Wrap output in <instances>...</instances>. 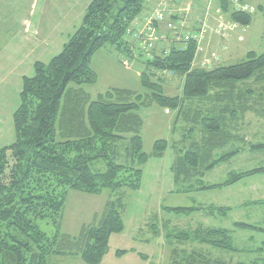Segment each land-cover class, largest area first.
Here are the masks:
<instances>
[{"label":"trees","instance_id":"obj_1","mask_svg":"<svg viewBox=\"0 0 264 264\" xmlns=\"http://www.w3.org/2000/svg\"><path fill=\"white\" fill-rule=\"evenodd\" d=\"M147 1L92 0L82 25L62 52L47 65L36 63L34 77L22 79L20 105L13 115L15 142L0 148V264H49L51 257L66 255L79 257L85 264L103 263L112 236L125 231L124 191L139 192L145 166L152 158L162 159L171 148L167 140H160L151 155L144 152L142 108L156 104L175 111L176 124L191 126V135L199 131L201 140L192 138L188 152L173 165L175 184L188 185L186 193L193 192L190 184L205 171L237 157L241 145L246 146L245 151L264 152V143H248L240 127L241 118L248 114L264 119V53L250 52L243 62L229 67H197L198 42L183 41L187 34L195 36L199 31H185L187 23L160 20L156 12L136 33L134 23ZM221 9L238 28L253 24L255 8L246 9L242 4L241 10H235L228 0H221ZM257 11L263 13L264 8ZM201 19L209 22L208 15ZM171 24L174 28H169ZM163 25L170 35L179 33L180 42L146 60L140 78L149 94L143 98L130 90L112 89L92 101L84 87L99 81L93 58L109 47L130 53L139 44L146 49L158 46L163 35L157 28ZM134 33L142 36L140 43L126 40ZM132 63L144 62L138 58ZM163 74L183 80L181 96L165 94ZM253 79L255 89L247 86ZM100 164L105 171L95 169ZM258 176H264V166L231 172L222 184L202 190L232 187ZM106 190L119 195L107 202L99 224L83 226L77 237L63 233L70 192L98 196ZM163 211L176 215L197 212L191 207H163ZM41 222L52 226L55 235L44 232ZM235 228L264 233V228L245 223H237ZM178 239L239 252L227 230L199 228ZM128 253L118 251L116 256ZM171 264L229 263L194 252Z\"/></svg>","mask_w":264,"mask_h":264},{"label":"rangeland","instance_id":"obj_2","mask_svg":"<svg viewBox=\"0 0 264 264\" xmlns=\"http://www.w3.org/2000/svg\"><path fill=\"white\" fill-rule=\"evenodd\" d=\"M34 1L0 0V148L15 142L13 115L20 105L22 79L34 77L36 63L47 65L62 52L69 38L82 25L86 8L92 0H38L37 3ZM70 1L77 2L75 13L63 16L62 12H56L57 8L69 7ZM239 1L235 9L239 6ZM241 2L246 3L249 8L251 5L264 8V0ZM157 14L158 18H163V12L158 11ZM19 19L21 34L18 36L16 35L18 25L15 21ZM184 22L189 26L187 20ZM204 23V20L196 19L195 30L199 29V24ZM187 25L185 31L189 32L192 29ZM219 27L221 29H218ZM210 30L211 27L208 31ZM214 32L217 39L224 41V45L231 43V39L234 40L229 50L220 48L218 52H210L199 66L201 68L229 67L243 62L250 52L264 53V12L257 9L250 27L235 28L229 20L219 24ZM26 33L34 38L30 40ZM217 33L225 37L222 38ZM169 35L166 34L167 38ZM169 38L174 36L170 35ZM129 39L126 38L130 42ZM13 44L21 46V54L14 49ZM156 46L153 44L150 49H146L139 44L130 53H123L112 47L101 50L92 61V68L98 74L99 81L94 86L84 87L92 101L112 89L130 90L145 98L149 92L143 89L140 76L146 60L156 54ZM170 48L171 46L168 50ZM129 54L132 56L136 54V58L130 59ZM138 58L144 63H132L138 61ZM161 77L164 79L166 95L171 97L182 95L181 78L168 74ZM247 86L251 89L258 87L254 79ZM139 115L144 121L141 133L144 152L151 155L155 143L160 140H167L171 148L162 159L152 158L145 166L143 185L139 192L124 191L125 231L112 236L109 253L102 264H171L174 260L186 258L194 252L202 253L211 260H223L229 264L264 262L262 250L264 233L235 228L237 223L264 228V205L260 204L264 203V176L247 179L232 187L202 190L204 187L222 184L231 172H245L263 167L264 152L245 151L246 146L241 145V153L237 157L211 171H205L203 177L196 178L190 184V188L194 189L192 194L186 193L188 185L181 187L175 184L173 165L188 152L192 138L196 141L201 140L199 131L197 135L189 134L191 126L184 123L176 124L175 111L163 109L156 104L150 108H142ZM240 127L241 134L246 137L248 143H264V119L248 114L245 119L241 118ZM120 153L125 156L124 149H121ZM220 154L222 153L218 156H222ZM123 161L122 158L121 162ZM95 169L105 171L106 167L100 164ZM117 196L108 190L98 196L70 192L63 220V233L77 237L83 226L99 224L107 202ZM163 207H191L197 212L176 215L164 212ZM40 226L49 236L55 235L54 228L46 222H41ZM199 228L231 232L233 244L239 252H228L210 245L178 239L180 234H192ZM118 251L129 253L124 257H117ZM49 264L85 263L79 257L66 255L51 257Z\"/></svg>","mask_w":264,"mask_h":264},{"label":"crops","instance_id":"obj_3","mask_svg":"<svg viewBox=\"0 0 264 264\" xmlns=\"http://www.w3.org/2000/svg\"><path fill=\"white\" fill-rule=\"evenodd\" d=\"M228 1L232 9H235L236 3L239 0H228ZM37 2L38 0L34 1V3H37ZM241 3L242 2L240 0L239 4L241 5ZM76 4L77 2L70 1L69 7H67L66 9L57 8L56 12L57 13L58 11L62 12L63 14L61 13V15L63 16L72 15L73 13H75L77 9ZM242 4L246 5V3H242ZM250 7L257 9L256 7H254V5H251ZM158 11L164 13L167 21L173 20L175 22H184L187 20L189 23V26L187 25V27L192 29L190 32H194L196 29V26L194 24L196 19H199L203 17L204 15L209 16V24H210L211 30L209 31V34H207L205 40L203 41L205 53L203 52L202 54H198L196 58L195 66L197 67H199L201 63L204 62L205 58L209 56L210 52H218L220 48L229 50V48L232 45L234 38L231 39V43L224 45V41L217 39L216 34L214 32V30L218 27L219 24L225 21L229 22V18L226 17V15L222 13L223 11L221 9V0H148L146 3L144 12L134 23L133 29L136 31V33L137 31L139 32L145 26L147 21L150 18H152ZM15 23L18 25V31H16L17 33L16 35L19 36L21 34L20 19L16 20ZM29 23L32 24L31 22ZM157 30H159L161 35H163V41L161 42V44L156 46L157 53L165 52L166 50H168L169 46L172 47V45L177 44L173 40V38H167L166 34L168 35L170 33H168L164 25L158 26ZM136 33H134V35L130 37L129 40L131 43L141 42L142 36L140 35V38H139V35H137ZM16 35H14L13 38H15ZM29 37H30V40L34 38L32 35ZM12 46H14V49L16 48L18 50L19 54H21L22 48L20 45L13 44ZM105 49H110V48H105ZM1 51L3 52V49ZM4 59H8V58L4 57ZM19 60H20V56H19Z\"/></svg>","mask_w":264,"mask_h":264},{"label":"built area","instance_id":"obj_4","mask_svg":"<svg viewBox=\"0 0 264 264\" xmlns=\"http://www.w3.org/2000/svg\"><path fill=\"white\" fill-rule=\"evenodd\" d=\"M159 19L160 20H162L163 18L162 17H159ZM202 26H201V29H200V31L197 33V34H195V36H189V35H186V37H185V43L187 42V41H190V40H195V41H197L198 43H201V41L203 40V38H204V36L207 34V32H208V24L205 22L204 24H201ZM174 24H171L170 26H169V28H174ZM219 29H221V28H219ZM149 30H151V29H149ZM178 34L179 33H176L175 32V36L178 38ZM218 35H220L221 37H225L223 34H220V33H217ZM178 40H180V39H178ZM199 51H203V49H202V47H199ZM213 56V55H212ZM214 57V56H213Z\"/></svg>","mask_w":264,"mask_h":264}]
</instances>
